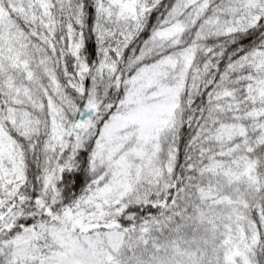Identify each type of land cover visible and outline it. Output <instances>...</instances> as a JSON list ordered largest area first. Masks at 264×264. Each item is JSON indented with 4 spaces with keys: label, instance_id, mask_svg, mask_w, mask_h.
Instances as JSON below:
<instances>
[{
    "label": "snow or ice",
    "instance_id": "6c2138e0",
    "mask_svg": "<svg viewBox=\"0 0 264 264\" xmlns=\"http://www.w3.org/2000/svg\"><path fill=\"white\" fill-rule=\"evenodd\" d=\"M0 264H264V0H0Z\"/></svg>",
    "mask_w": 264,
    "mask_h": 264
}]
</instances>
